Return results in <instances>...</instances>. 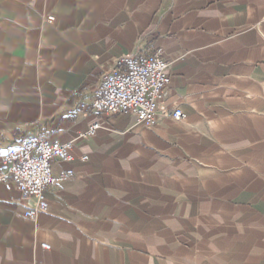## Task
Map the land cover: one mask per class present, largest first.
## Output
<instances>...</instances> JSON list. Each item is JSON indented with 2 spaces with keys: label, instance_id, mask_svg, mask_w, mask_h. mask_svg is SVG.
Listing matches in <instances>:
<instances>
[{
  "label": "crops",
  "instance_id": "0c3cea01",
  "mask_svg": "<svg viewBox=\"0 0 264 264\" xmlns=\"http://www.w3.org/2000/svg\"><path fill=\"white\" fill-rule=\"evenodd\" d=\"M157 52V126L80 108ZM33 135L73 143L53 174L76 177L35 220L0 184V264H264V0H0V171Z\"/></svg>",
  "mask_w": 264,
  "mask_h": 264
},
{
  "label": "built area",
  "instance_id": "2783aa9c",
  "mask_svg": "<svg viewBox=\"0 0 264 264\" xmlns=\"http://www.w3.org/2000/svg\"><path fill=\"white\" fill-rule=\"evenodd\" d=\"M52 24L53 17L46 18ZM122 71L105 73L94 91V100L90 105L81 104L95 116L130 115L140 125L154 127L164 115L160 104L166 97L170 86V64L163 58L162 52L153 55L143 53L123 58ZM168 117L181 122L185 115L175 109ZM94 124L82 138L95 136L100 129ZM73 143L62 144L57 140H47L39 135L27 137L19 147L10 149L4 156V168L0 171V184L13 183L24 200H34L35 204L26 212L25 217L35 220L40 213H46L49 205L47 190L76 177L73 171H65L54 176L53 163L61 160L74 161ZM84 158L83 160H86ZM43 248L49 250L46 244Z\"/></svg>",
  "mask_w": 264,
  "mask_h": 264
}]
</instances>
